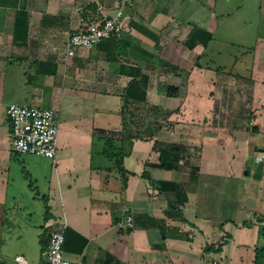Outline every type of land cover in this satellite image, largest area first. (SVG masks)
<instances>
[{
  "label": "crops",
  "instance_id": "crops-1",
  "mask_svg": "<svg viewBox=\"0 0 264 264\" xmlns=\"http://www.w3.org/2000/svg\"><path fill=\"white\" fill-rule=\"evenodd\" d=\"M120 1L0 0V262L16 264L13 259L23 256L41 263L43 240L59 221L65 257L81 264H255L264 245V17L249 44L235 39L230 0H205L200 11L203 0H196L197 23L181 15L190 0H131L119 37L69 57V37L112 16ZM20 10L27 13L28 32L18 44ZM194 28L213 35L209 47L227 41L250 49V68L240 76L196 67L204 46H185ZM184 55L194 66H184ZM127 90L133 99L126 105ZM19 91L27 104L12 101ZM12 104L60 109L54 159L13 151ZM160 113L187 132L154 131ZM95 136L125 145V189L121 182L104 186L97 167L104 160L101 142L93 159ZM156 142L181 146L177 169L154 166ZM159 181L179 184L180 198L161 190ZM223 205L235 212L224 223L216 216ZM128 214L132 227L120 229ZM221 243L220 253L204 251Z\"/></svg>",
  "mask_w": 264,
  "mask_h": 264
},
{
  "label": "built area",
  "instance_id": "built-area-1",
  "mask_svg": "<svg viewBox=\"0 0 264 264\" xmlns=\"http://www.w3.org/2000/svg\"><path fill=\"white\" fill-rule=\"evenodd\" d=\"M131 0H121L114 14L104 20L94 22L73 33L66 44L69 57L79 49H89L104 40L121 35L125 24V9ZM10 123L12 149L19 155H35L54 159L58 149L59 108L21 106L12 104L7 109ZM133 225V217L128 214L125 222H119L120 229ZM65 233L61 222L49 226L47 245L39 264H81L68 260L64 255ZM16 264H33L23 256L13 259Z\"/></svg>",
  "mask_w": 264,
  "mask_h": 264
},
{
  "label": "trees",
  "instance_id": "trees-1",
  "mask_svg": "<svg viewBox=\"0 0 264 264\" xmlns=\"http://www.w3.org/2000/svg\"><path fill=\"white\" fill-rule=\"evenodd\" d=\"M15 26H16V34H15L16 43L21 42V40L23 41L26 40L27 32H28L27 31L28 29L27 13L23 12L22 10L17 12ZM21 30L23 31L24 35H22ZM20 34L22 35V37L20 36ZM112 39H115V38H112ZM212 40H213V35L209 33L208 31L201 29V28H194L189 34L188 39L185 41V46L188 49L192 50L196 46L197 43H200L204 46V53L197 58L195 66L198 68H205L208 70L211 69L215 71L216 73L221 72L225 74H235L233 71L229 70L225 66H217V67L211 66L210 63L207 62L205 57L209 55L208 48ZM18 44H21V43H18ZM204 60H206L205 63H203ZM40 64L42 66L43 65L45 66V64H42V63ZM165 66L173 70H178L177 66L171 65L169 63H165ZM248 67L250 68V65H248ZM238 75L241 76V74H238ZM167 90L168 92L172 90L178 91V89L174 87H168ZM124 99H125L126 105L130 101H132L133 96L131 95L130 90H127L126 95H124ZM134 99H135V96H134ZM133 138L134 137L129 138L130 147L133 145L132 143ZM99 142L102 143V149L100 153L104 155V160L102 164L97 167L102 170V174H103L102 182L104 186H108L109 184L115 185L117 182H121L123 188L125 189V187L127 186V182H128L127 176L129 174L124 167V158L127 155L126 150H125V145L123 143L118 144L116 141L109 139V138H105V137L100 138V136H95L94 142H93V145H94L93 159H95L96 156H98L99 151L95 150V145L97 146ZM155 148L159 152V163L155 164L154 165L155 167L160 168V169H165V170L177 169V166L182 159L181 154L183 150L181 146L176 145V144H164V143L156 142ZM194 170H197V168H194ZM194 170H192V176L195 172ZM143 176H146V174L144 173ZM157 184L160 186L161 190L171 189V190L177 191L176 195L178 198H180V193L177 190L179 188V184L172 183V182H166V181H159L157 182ZM185 201H186V195L184 193V202ZM184 222H187L185 217H184ZM244 224L247 225L248 223H244ZM161 233H162L163 239L165 240L167 238L166 231L162 229ZM260 235L264 237V227L261 228ZM47 240H48V236L45 237L43 240L44 248L47 245ZM184 240H190L188 235H184ZM223 245L224 243H221L218 247L211 245V246L206 247L204 251L208 253L210 252L220 253L223 249ZM160 248H162V250L165 249V247L162 245L160 246ZM263 251H264V245H263V248L258 250L256 254L255 264H260V258H261V254Z\"/></svg>",
  "mask_w": 264,
  "mask_h": 264
},
{
  "label": "rangeland",
  "instance_id": "rangeland-1",
  "mask_svg": "<svg viewBox=\"0 0 264 264\" xmlns=\"http://www.w3.org/2000/svg\"><path fill=\"white\" fill-rule=\"evenodd\" d=\"M200 1V0H198ZM200 1L199 2V10H202V3L204 2ZM227 0H219L218 1V5L225 2ZM231 4L229 6V8L235 12L234 15V21H233V25L235 26L236 30H238V37H236L235 39L239 40H244V43L248 42L249 44L253 43V39H254V34L255 31L259 30V28L261 29V26H263L262 23V18L264 16L261 15L260 13V9L262 8V2L263 0H230ZM190 3H192L193 5L188 8V7H184L186 9H184V11H182V13L184 12V14H181L182 16H184L185 18H189V16L191 17L192 20H195V22L197 23L198 18H200V15H198L197 12V1L196 0H190L188 1ZM242 5V10L238 11L237 10V6ZM249 31V32H247ZM245 34V36H243ZM233 37V36H232ZM234 38V37H233ZM240 41V40H239ZM209 52L211 55H209L211 58L209 60H207L208 63H210L211 66H225L227 67L229 70L233 71L235 74H243L246 72V70L249 68L248 67V63L249 61H251V53H250V49L249 50H245L243 48V46L238 45V43L235 42L234 43H229L227 41H215L211 44V46L208 48ZM185 50V48H184ZM215 51V52H214ZM221 53V54H217V53ZM213 56V57H212ZM193 61L195 59L184 55V63H186L184 66L185 67H192L194 65H190L189 63L187 64V62L189 61ZM213 62V63H211ZM186 73L184 74V85L186 84ZM202 85V84H200ZM199 85V86H200ZM204 90L207 89L208 84L204 83ZM185 88V87H184ZM28 91H33V87L29 86L27 88ZM185 92V90H184ZM205 93L202 95V99H205L207 97L206 91H204ZM24 95H22V92H16L14 96H12V101L18 103V104H27V102L24 100ZM203 101V100H202ZM204 105L202 104L200 106V109H204L203 108ZM145 114L147 113H142L141 114V120L143 121V118L145 116ZM158 114V113H157ZM155 115L158 122H154L153 125V130L154 131H158L160 129H162L163 131H167V133H175V135H184L187 130H185L184 125L183 126H174L171 124V121H167L166 119V114L165 113H160L159 116ZM187 114L184 113V116H186ZM184 119V118H183ZM202 120V118H200V121ZM162 127V128H161ZM148 132H143L144 136H148ZM180 146V145H179ZM185 147V146H184ZM189 150V152L193 153L194 155L197 154L199 157V154H201V151L198 149H196V147L194 146H188L187 148ZM186 147L184 148L185 151H187ZM199 150V151H198ZM197 157V158H198ZM43 184V183H41ZM233 210H230L229 207H225V205H223L221 207V209L219 210V212L216 213V216H219L218 218L221 219V222L224 223L227 219L230 218H235V212H233ZM36 216H38V213H36ZM37 218V217H36ZM35 218V219H36Z\"/></svg>",
  "mask_w": 264,
  "mask_h": 264
},
{
  "label": "water",
  "instance_id": "water-1",
  "mask_svg": "<svg viewBox=\"0 0 264 264\" xmlns=\"http://www.w3.org/2000/svg\"><path fill=\"white\" fill-rule=\"evenodd\" d=\"M0 264H4V263L0 262Z\"/></svg>",
  "mask_w": 264,
  "mask_h": 264
}]
</instances>
